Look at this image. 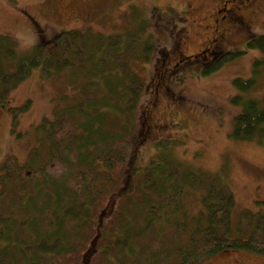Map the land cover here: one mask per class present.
Masks as SVG:
<instances>
[{
    "label": "trees",
    "instance_id": "obj_1",
    "mask_svg": "<svg viewBox=\"0 0 264 264\" xmlns=\"http://www.w3.org/2000/svg\"><path fill=\"white\" fill-rule=\"evenodd\" d=\"M246 47L264 52V35ZM152 51L142 22L117 36L61 32L22 55L0 35V107L36 69L44 79L66 71L72 92L69 106L41 121L38 145L24 164L8 156L0 165V264H81L94 238L101 244L89 264H199L228 250L264 258V217L244 211L233 225L234 198L220 179L183 175L170 160L139 166L134 114L143 84L130 63L148 61ZM239 54L223 53L201 75ZM253 84L233 80L242 92ZM231 102L242 107L232 137L263 136L264 97ZM26 109H10L14 124ZM188 188L203 190L204 208L189 233ZM167 227L170 239L161 235ZM186 234V243H178Z\"/></svg>",
    "mask_w": 264,
    "mask_h": 264
},
{
    "label": "rangeland",
    "instance_id": "obj_2",
    "mask_svg": "<svg viewBox=\"0 0 264 264\" xmlns=\"http://www.w3.org/2000/svg\"><path fill=\"white\" fill-rule=\"evenodd\" d=\"M225 1L0 0V35L11 37L22 55L61 32L90 30L117 36L142 22L153 51L148 61L130 63L143 84L134 114L138 164L146 167L152 160H170L183 175L193 172L212 182L220 179L234 198L231 219L235 225L244 211L264 217V205L260 204L264 202V135L234 139V119L242 107L231 102L235 97L259 101L264 97V52L246 47L249 40L264 35V0H251L236 12L234 22L222 18L230 12L216 13ZM233 5L228 4V9L234 11ZM218 35L217 53L240 54L202 76L204 62L217 54H212L210 41ZM200 52L202 55L195 56ZM179 59L183 62L173 70L175 74H167L174 82L171 86L163 76ZM158 74L161 78L153 83ZM235 79H253L254 84L242 92L234 87ZM166 85L171 88L167 90ZM71 93L66 71L44 79L38 69L10 93L9 104L0 107V165L8 156L24 164L30 150L38 145L39 124L50 119L54 111L69 106ZM24 105L27 109L17 114L14 124L10 109ZM202 195L203 190L198 189L188 188L184 193V221H190L187 233L193 227L191 220L204 211ZM172 229L165 228L161 235L169 238ZM186 241L187 234L178 243ZM98 244L101 242L94 238L81 264H89ZM199 264H264V258L228 250Z\"/></svg>",
    "mask_w": 264,
    "mask_h": 264
},
{
    "label": "flooded vegetation",
    "instance_id": "obj_3",
    "mask_svg": "<svg viewBox=\"0 0 264 264\" xmlns=\"http://www.w3.org/2000/svg\"><path fill=\"white\" fill-rule=\"evenodd\" d=\"M250 1L251 0H226L222 4V8L220 10H217L216 13H218V15H219V14H221V12H224V14L230 12L231 15H229V16H227V15L226 16H222V18H224V19L226 18V19H228V21L229 20L230 21L232 20L234 22V21H236L238 19V13H236V12L240 11L244 6H246L247 4H249ZM233 3H235V5H233V7H235V10L234 11H232L231 9H228V7H227L228 4H233ZM236 4H238V5H236ZM218 37H219V35L216 36V37H214V38H212L211 41H210V47L213 46V48L211 47L210 49H213L214 50V53H212V54H215V53H217L219 51L218 48H219V45L220 44H219ZM199 55H202V52L197 53L195 56H199ZM221 55H222V53H220V52L217 53L216 55L212 56V58L210 59L211 60L210 62L208 60H206L204 62V64L206 66L210 65V63L212 64ZM182 59H184V58H182ZM182 59H179L177 61V63L171 65L170 66L171 68L170 69H167L166 75L163 76V81L168 80L170 82L171 86L173 85L174 82L171 80V77H169L167 74H175V73H173L174 72L173 70H176L177 67L179 66V64H181L183 62ZM163 72L161 73L162 75H163ZM158 78H161V75L158 74L157 77H156V79H155V81L153 83H157L156 81H158ZM166 88L168 90L171 87H168L166 85ZM166 88H165V90H166Z\"/></svg>",
    "mask_w": 264,
    "mask_h": 264
}]
</instances>
